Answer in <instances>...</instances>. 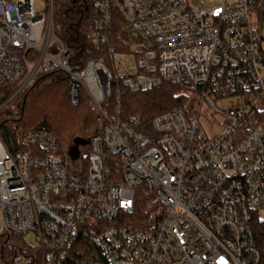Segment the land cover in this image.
<instances>
[{
    "label": "built area",
    "instance_id": "obj_1",
    "mask_svg": "<svg viewBox=\"0 0 264 264\" xmlns=\"http://www.w3.org/2000/svg\"><path fill=\"white\" fill-rule=\"evenodd\" d=\"M46 2L0 0V87L12 88L0 112L61 72L68 104L85 94L103 124L75 161L44 130L22 133L13 151L0 137V264H66L81 240L96 264H264V0H92L87 38L106 60L83 68ZM163 84L189 109L148 128L120 117L122 90ZM222 101L223 112L210 106ZM204 107L222 117L211 137Z\"/></svg>",
    "mask_w": 264,
    "mask_h": 264
},
{
    "label": "trees",
    "instance_id": "obj_2",
    "mask_svg": "<svg viewBox=\"0 0 264 264\" xmlns=\"http://www.w3.org/2000/svg\"><path fill=\"white\" fill-rule=\"evenodd\" d=\"M91 3L92 0H54L55 35L72 50L71 63L79 68H83L89 60H106L103 52L95 49L87 38L92 21ZM121 25L123 22L118 19L115 31ZM67 85V76L64 73L39 75L30 88L0 112V137L9 150L17 148L18 137L27 131L44 130L54 135L60 145L77 140L83 147L91 137L99 133L103 124L99 113L83 93L78 106L68 105ZM11 91L10 87H0V100ZM185 98V93L179 87L169 84L137 94L122 90L119 114L122 118L138 116L143 127L148 128L156 116L182 106ZM113 102L115 101L112 96L103 105L107 106L110 114ZM84 247L91 250V253L85 252ZM101 260L89 240H81L74 246L66 264H96Z\"/></svg>",
    "mask_w": 264,
    "mask_h": 264
},
{
    "label": "rangeland",
    "instance_id": "obj_3",
    "mask_svg": "<svg viewBox=\"0 0 264 264\" xmlns=\"http://www.w3.org/2000/svg\"><path fill=\"white\" fill-rule=\"evenodd\" d=\"M35 6L36 8H38L40 11H45L46 7H47V2L46 0H35ZM122 38H125L124 35L122 36ZM128 39L130 41V43L132 44L130 47V51H135L137 49L136 47V39L131 36L130 34H128ZM133 65V60H125L124 64L123 62H119L117 64V68H123L124 66H132ZM39 99H42L41 97H39ZM185 109L188 110L189 109V104H190V98L188 99H184L183 102ZM232 103L230 102H226V101H222V102H213L210 103V106L216 110H218L219 112H223L226 108H228ZM69 105V104H68ZM206 109V107H204L201 111V113H206V116H201L199 118V123L201 128L204 130L205 134L207 135V137H211L213 135H215L218 131H219V125L222 123V117L219 115H214L213 117H211L209 111ZM63 148L67 150V155L68 157L71 159V161H75L79 155L80 150H85L86 147H83V144H81L79 141H68L62 144ZM0 229H1V218H0ZM24 241L26 242V245L28 246H33L34 245V237L33 235H27L24 238ZM78 248V247H77ZM86 250V251H85ZM84 251L88 252L91 250H89L88 248L86 249L84 247Z\"/></svg>",
    "mask_w": 264,
    "mask_h": 264
}]
</instances>
